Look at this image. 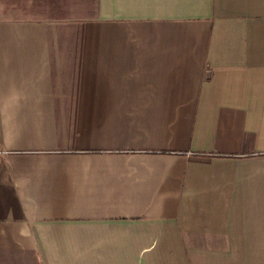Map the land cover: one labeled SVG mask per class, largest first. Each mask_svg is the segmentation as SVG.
Instances as JSON below:
<instances>
[{
	"label": "crops",
	"instance_id": "obj_1",
	"mask_svg": "<svg viewBox=\"0 0 264 264\" xmlns=\"http://www.w3.org/2000/svg\"><path fill=\"white\" fill-rule=\"evenodd\" d=\"M0 264H264V0H0Z\"/></svg>",
	"mask_w": 264,
	"mask_h": 264
}]
</instances>
